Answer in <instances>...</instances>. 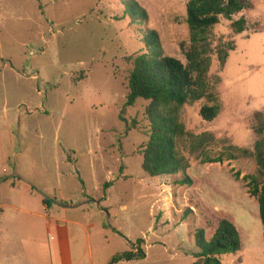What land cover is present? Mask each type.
<instances>
[{"label": "rangeland", "instance_id": "374dc122", "mask_svg": "<svg viewBox=\"0 0 264 264\" xmlns=\"http://www.w3.org/2000/svg\"><path fill=\"white\" fill-rule=\"evenodd\" d=\"M124 1L0 0V204L25 223L18 247L33 253L30 214L41 211L40 196L53 199L64 159L76 153L93 194L95 178L103 180L107 168L112 177L128 179L112 190L104 213L94 216L110 232L93 229L92 255L86 244L84 264L137 253L139 239L146 241L141 250L147 257L121 264H193L196 233L204 230L210 240L223 219L238 229L241 249L221 255V262L264 264V225L248 193L252 177L264 182L253 157L264 140V0H243L240 13L211 29L197 73L200 99L172 115L183 127L175 142L185 169L154 178L148 188L142 151L152 131L150 102L126 106L128 79L149 30L159 34L166 56L188 65L187 0H135L148 13V20L135 23ZM240 19L245 30L237 34L232 23ZM203 106L218 107L212 122L200 116ZM97 138L116 142L106 144L107 158L98 153L102 162L92 183L86 160L88 149L99 147ZM22 193L29 197L25 204L15 198ZM9 202L24 212L10 211Z\"/></svg>", "mask_w": 264, "mask_h": 264}, {"label": "trees", "instance_id": "16d2710c", "mask_svg": "<svg viewBox=\"0 0 264 264\" xmlns=\"http://www.w3.org/2000/svg\"><path fill=\"white\" fill-rule=\"evenodd\" d=\"M132 22L148 20V13L135 0L123 2ZM243 0H187V25L192 43L187 53L188 65L180 60L166 56L161 46L159 34L149 30L144 35L145 52L133 60V68L128 79L129 94L126 106H134L138 99L149 101L146 115L151 122L149 142L142 151L143 171L151 178L166 175H175L184 170L183 159L176 150L175 138L183 133L173 112L193 101L200 99L198 74L206 60L209 48L211 29L220 23L221 18H231L244 9ZM245 20L232 23L237 34L245 30ZM217 106H203L200 116L206 122H212L218 116ZM263 130H260L262 133ZM255 157L261 173H264V140L255 146ZM219 162L216 161H211ZM187 180L181 183H187ZM108 185H105L107 188ZM251 197L259 205V215L264 225V182L252 177L248 183ZM47 202V201H45ZM196 247L199 250L194 254L193 264H223L221 255L236 254L241 249V237L236 226L229 220L220 221L210 240H206L204 230L195 235ZM143 239L133 245L134 251L116 255L109 264H116L121 260L131 261L145 258L141 250Z\"/></svg>", "mask_w": 264, "mask_h": 264}, {"label": "crops", "instance_id": "0c3cea01", "mask_svg": "<svg viewBox=\"0 0 264 264\" xmlns=\"http://www.w3.org/2000/svg\"><path fill=\"white\" fill-rule=\"evenodd\" d=\"M96 140H98L99 147L89 148V158L86 160L89 162L92 183L94 182V176H96L95 169L102 162L98 153L107 158L106 144L116 142L114 139L108 142L107 138H105V142H102L101 138ZM112 155L116 157L115 154L112 153ZM64 160L67 167L60 171L56 184L52 187L54 189L53 199L50 200L45 196H40L42 201L41 211L31 213V218L27 221L31 227L28 232L32 234L33 238L31 244L33 250L30 251L33 252L32 254L25 253L24 249L22 251V248L18 247L19 241H17L16 235L25 223L22 219L13 217L9 213L6 214L3 209L4 204H0V264H84L85 252L83 248L86 244L90 256L92 255L90 240L93 229L96 231L100 228L105 235L110 232V229L106 228L102 222L99 224L96 219L94 220V216L104 213L106 208L104 204L109 200L112 190L119 182L127 181L128 179L124 178L127 175L120 174V176L112 177L109 173L112 172L113 168H107V175L103 180L97 182L95 178L94 183L99 188L95 189V194H93L89 191V186L81 174L76 153L72 157H65ZM115 160L122 162L123 157H116ZM147 178L150 179L145 180L148 188L149 184L153 186V180L155 179ZM20 182L21 180L18 181V183ZM16 185L17 182L13 180L11 188L15 189ZM105 185H108L107 188H105ZM30 187L35 189L36 186L30 185ZM100 187L103 192L98 194L97 191ZM15 198L22 200L23 204L29 200V197L23 193L15 196ZM7 207L13 212L15 210L24 212L22 208L17 209V204L14 202H9ZM112 232L119 233L114 229H112ZM84 239L88 241L84 242ZM145 244L146 241L144 240L142 248ZM144 253L146 258L147 252L144 251ZM23 254L28 256L30 260H24ZM111 260H107L103 264H109ZM123 262L119 261L116 264Z\"/></svg>", "mask_w": 264, "mask_h": 264}]
</instances>
